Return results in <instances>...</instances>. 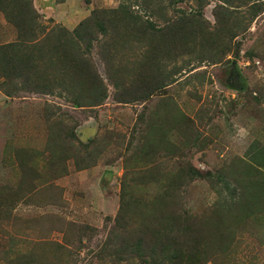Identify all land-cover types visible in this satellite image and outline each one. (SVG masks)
<instances>
[{
  "label": "rangeland",
  "instance_id": "1",
  "mask_svg": "<svg viewBox=\"0 0 264 264\" xmlns=\"http://www.w3.org/2000/svg\"><path fill=\"white\" fill-rule=\"evenodd\" d=\"M0 264H264V0H0Z\"/></svg>",
  "mask_w": 264,
  "mask_h": 264
},
{
  "label": "trees",
  "instance_id": "2",
  "mask_svg": "<svg viewBox=\"0 0 264 264\" xmlns=\"http://www.w3.org/2000/svg\"><path fill=\"white\" fill-rule=\"evenodd\" d=\"M123 245H124V244H122L120 248H122ZM128 245H129V244H128ZM129 246H130V247H129L128 249L133 248L135 253H139V252L142 251V253L144 254V252H143V247H141L140 244L137 243V245L134 246V247H133V244H131V245H129ZM123 251H124V250H123ZM143 254L141 255V257L143 256Z\"/></svg>",
  "mask_w": 264,
  "mask_h": 264
}]
</instances>
